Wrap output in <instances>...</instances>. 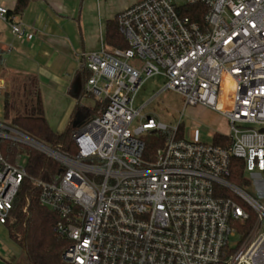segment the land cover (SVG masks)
Listing matches in <instances>:
<instances>
[{"label": "built area", "instance_id": "2783aa9c", "mask_svg": "<svg viewBox=\"0 0 264 264\" xmlns=\"http://www.w3.org/2000/svg\"><path fill=\"white\" fill-rule=\"evenodd\" d=\"M12 12L0 0V21L22 37ZM117 22L126 49L102 39L82 56L100 108L73 136L75 159L49 156L66 169L33 178L26 157L10 163L0 144V224L29 179L58 216L66 264H264V0H134ZM156 76L160 94L222 116L229 133L191 142L181 120L168 127L143 113L148 103L136 108ZM0 129V141L34 144L1 117ZM151 131L172 135L147 157Z\"/></svg>", "mask_w": 264, "mask_h": 264}, {"label": "trees", "instance_id": "16d2710c", "mask_svg": "<svg viewBox=\"0 0 264 264\" xmlns=\"http://www.w3.org/2000/svg\"><path fill=\"white\" fill-rule=\"evenodd\" d=\"M27 0H18L11 13L22 14L28 7ZM2 35V33H0ZM104 41L109 50L126 49L127 43L121 35L117 22V14L107 20L104 25ZM7 58V51L0 42V80ZM90 72L84 66L80 69L81 93L73 110L70 123L63 132H55L49 125L44 110L42 94L39 86L29 88L24 96V102L16 104L15 97L4 93L2 122L31 139L47 146L55 152L75 159L78 153L73 139L74 134L84 125L96 118L100 103L95 101L92 108H86L80 103V98L86 96L85 84ZM3 133H8L0 129ZM171 132H151L150 139H145L147 157L155 154L170 138ZM149 138V137H148ZM215 142L219 143L218 139ZM1 150L7 161L14 163L19 156L27 159L26 171L29 176L50 181L54 176L66 169L57 160L45 155L28 145L1 139ZM40 189L29 179H24L10 215L4 224L8 237L20 250L21 259L17 264H66L63 253L68 242L56 232L58 216L42 207L39 203ZM26 212H24V209Z\"/></svg>", "mask_w": 264, "mask_h": 264}, {"label": "crops", "instance_id": "0c3cea01", "mask_svg": "<svg viewBox=\"0 0 264 264\" xmlns=\"http://www.w3.org/2000/svg\"><path fill=\"white\" fill-rule=\"evenodd\" d=\"M84 1L81 0V5ZM71 2H29L33 3L32 6L28 4L26 11L15 15L14 20L21 25L23 36L14 35L8 26L13 41L7 45L4 44L3 34L0 35V42L7 51L0 80V97L3 100L4 93L9 92L15 97L16 104L21 102L22 106L27 90L39 86L42 99L46 94H51L54 98L68 95L77 101L81 93L82 56L98 52L103 38L82 42L79 46L67 19ZM16 3L15 0V6ZM10 242L6 227L0 224V250H8Z\"/></svg>", "mask_w": 264, "mask_h": 264}, {"label": "rangeland", "instance_id": "374dc122", "mask_svg": "<svg viewBox=\"0 0 264 264\" xmlns=\"http://www.w3.org/2000/svg\"><path fill=\"white\" fill-rule=\"evenodd\" d=\"M71 1L67 19L69 29L71 33L74 31L79 46L82 42L98 40V37L104 39L102 30H104L105 22L113 18L116 13L130 7L134 2V0H85L81 5L80 0ZM7 3L11 9H14L15 0H7ZM32 4L29 3V7ZM100 27L102 32L99 30ZM0 33L5 38L4 44L8 45L13 41L8 25L1 21ZM164 85L165 79L162 76L149 79L138 92L135 107L140 108L148 103L143 113L153 116L155 120L168 127L176 126L181 120L184 136L191 142L210 144L214 140L215 133H229V124L225 118L202 107L184 109V99L180 94L173 91L160 94ZM2 102L3 99L0 97V116L3 110ZM76 103L77 101L68 95L54 98L51 94H46L43 98L46 119L55 132H63L67 129ZM80 103L86 108H92L95 100L86 95L80 98ZM151 132L144 139H150ZM20 158L23 160L25 156H20ZM249 191L254 196L256 195L252 190ZM238 240V237L234 239V241ZM7 249L6 251L0 250V264H17L21 259L19 248L10 242Z\"/></svg>", "mask_w": 264, "mask_h": 264}, {"label": "water", "instance_id": "95a60500", "mask_svg": "<svg viewBox=\"0 0 264 264\" xmlns=\"http://www.w3.org/2000/svg\"><path fill=\"white\" fill-rule=\"evenodd\" d=\"M19 142L23 143V144H26V145H29L33 148H35L36 150H39L45 154H47L48 156H51L53 158H57V157H63L62 155H60L59 153L55 152L54 150L48 148L47 146L35 141H34V144L30 145L29 143L25 142L24 140H18Z\"/></svg>", "mask_w": 264, "mask_h": 264}]
</instances>
